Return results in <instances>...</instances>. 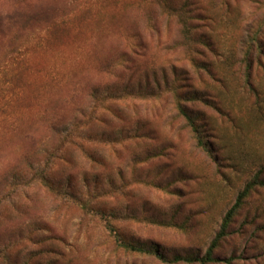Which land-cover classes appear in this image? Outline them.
Here are the masks:
<instances>
[{
  "label": "rangeland",
  "instance_id": "obj_1",
  "mask_svg": "<svg viewBox=\"0 0 264 264\" xmlns=\"http://www.w3.org/2000/svg\"><path fill=\"white\" fill-rule=\"evenodd\" d=\"M258 179L232 264H264V0H0V264L202 255Z\"/></svg>",
  "mask_w": 264,
  "mask_h": 264
},
{
  "label": "trees",
  "instance_id": "obj_2",
  "mask_svg": "<svg viewBox=\"0 0 264 264\" xmlns=\"http://www.w3.org/2000/svg\"><path fill=\"white\" fill-rule=\"evenodd\" d=\"M168 8V7H167ZM173 10V9H172ZM180 113L184 117L187 125L192 129V132L196 135L197 128L195 126V122L191 115L187 113L183 109H179ZM199 144H201V140L198 139ZM202 145V144H201ZM259 178V176L257 177ZM261 182L259 179L257 182H253L250 184H247L238 194L236 197V200L232 207L227 210L224 217L222 218L219 230L216 232L215 236L211 240L210 244L206 248L205 252L202 255L199 254H172L169 257L163 254L162 251L157 250L155 246L148 243H139V242H123L121 243V246L124 248L130 250V251H137L144 254H152L159 258L162 262L170 263V264H176V263H185V264H232V261L234 259L233 256H230L228 258H222L219 256H216L215 249L219 247L222 239L227 235V230L230 225V222L236 212V210L241 206L243 203V200L248 195L249 191L252 189L253 185L255 183Z\"/></svg>",
  "mask_w": 264,
  "mask_h": 264
}]
</instances>
